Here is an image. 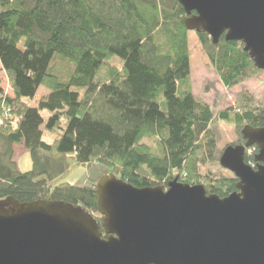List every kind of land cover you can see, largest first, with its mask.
Instances as JSON below:
<instances>
[{"label": "trees", "instance_id": "obj_1", "mask_svg": "<svg viewBox=\"0 0 264 264\" xmlns=\"http://www.w3.org/2000/svg\"><path fill=\"white\" fill-rule=\"evenodd\" d=\"M186 17L179 0H0V63L13 91H0V200L96 211L98 179L63 180L94 162L137 187L178 177L222 197L236 191L237 178L203 175L200 166L217 159L219 122L264 126V108L241 96L216 111L193 92ZM197 35L226 87L262 71L241 41ZM40 87L49 92L32 106ZM14 145L30 151L31 170L18 168Z\"/></svg>", "mask_w": 264, "mask_h": 264}, {"label": "water", "instance_id": "obj_2", "mask_svg": "<svg viewBox=\"0 0 264 264\" xmlns=\"http://www.w3.org/2000/svg\"><path fill=\"white\" fill-rule=\"evenodd\" d=\"M179 2L188 31L241 41L264 71V0ZM241 133L219 158L238 179L224 197L178 177L137 187L110 172L95 187L101 224L81 205L1 199L0 264H264V126Z\"/></svg>", "mask_w": 264, "mask_h": 264}, {"label": "rangeland", "instance_id": "obj_3", "mask_svg": "<svg viewBox=\"0 0 264 264\" xmlns=\"http://www.w3.org/2000/svg\"><path fill=\"white\" fill-rule=\"evenodd\" d=\"M188 42L190 51V86L197 96L202 97L205 101L210 103L216 111L235 107L241 96L248 97L254 104H258L264 108V71H256L252 76L241 83L228 88L223 84L220 76L212 66L196 31H188ZM121 61L122 60L117 57L114 59V63L117 65L120 64ZM0 86L5 94L13 95L12 87L1 63ZM184 90H186V86L181 83L178 87V94H182ZM48 92L49 90L47 88L40 87L36 97L31 100V105L36 106L39 99ZM42 114L46 119L50 116V113L46 110L42 111ZM241 129L225 122H219L215 126L218 139L217 159L220 158L221 153L228 145L243 143L244 138ZM55 137V133L45 132L44 139L47 142H53ZM14 151V159L17 162L18 168L21 171L31 170L32 157L30 151L20 145H14ZM247 152L251 154L254 151L253 149H248ZM217 159L215 162L208 160L206 163L202 164L200 166V172L203 175L212 174L213 172L216 177L225 176L236 178L235 174L223 168ZM107 171V167L99 162L81 164L71 170L63 180L75 185H84L92 181V179H99ZM91 213L96 216L97 211H92Z\"/></svg>", "mask_w": 264, "mask_h": 264}, {"label": "flooded vegetation", "instance_id": "obj_4", "mask_svg": "<svg viewBox=\"0 0 264 264\" xmlns=\"http://www.w3.org/2000/svg\"><path fill=\"white\" fill-rule=\"evenodd\" d=\"M243 143H245V140H244V139H243ZM243 143H242V144H243ZM235 145H238V144H235ZM255 150H256V146L253 147V151H255ZM96 217H97L99 223H101V222H100L101 215H100L99 213H97V214H96Z\"/></svg>", "mask_w": 264, "mask_h": 264}, {"label": "built area", "instance_id": "obj_5", "mask_svg": "<svg viewBox=\"0 0 264 264\" xmlns=\"http://www.w3.org/2000/svg\"><path fill=\"white\" fill-rule=\"evenodd\" d=\"M10 110H11L10 108H6V110H5V114H4V115L8 116L9 113H10ZM0 123H3V118L0 119Z\"/></svg>", "mask_w": 264, "mask_h": 264}]
</instances>
